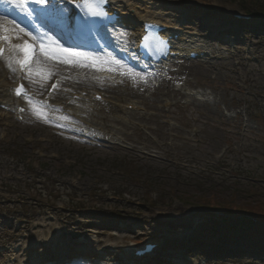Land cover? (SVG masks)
Returning <instances> with one entry per match:
<instances>
[{
  "label": "rangeland",
  "instance_id": "1",
  "mask_svg": "<svg viewBox=\"0 0 264 264\" xmlns=\"http://www.w3.org/2000/svg\"><path fill=\"white\" fill-rule=\"evenodd\" d=\"M192 1L197 7L193 16L194 8L184 11L176 2L166 12L172 21L199 33L200 41L211 43L207 57L175 61L170 68L178 72L157 73L164 82L153 74L130 78L129 83L136 82L140 89L127 94L117 91L126 87L113 89L109 80L78 86L76 92L98 91L107 100L96 104L104 120L84 118L101 126L102 135L114 133L108 116L122 115L119 107L127 103H139L142 119L135 116V126L115 122L123 130L121 143L107 136L99 137L105 141H82L33 108L24 122L14 114L2 120L0 109V264L11 258L26 261L48 249L13 252L18 244L52 245L55 239L61 248L72 240L71 234L78 235L77 242L94 239L98 250L120 257L134 246L162 242L164 248L152 261L157 264H175V259L181 264H264L260 249L239 253L237 246L224 247L219 240L228 227L247 234L241 218H222L196 207L204 191L224 200L236 198V204L255 209L260 206L255 201H264V23L235 22L232 15L244 14L242 0ZM207 7L212 11L204 10ZM229 30V41L222 40L221 34ZM70 71L98 76L106 70H77L73 64ZM60 75L48 79L33 75L26 83L43 98L51 80ZM118 75L113 77H124ZM147 81L149 89L143 86ZM62 88L70 87L65 83ZM113 90L120 95L117 103L110 99L115 97ZM202 90L209 94L200 101L181 94ZM59 99V94L54 97L55 102ZM133 114L127 117L132 120ZM209 186L213 189L208 192ZM261 224L253 231L264 233ZM107 235L126 240L116 242ZM229 238L224 236V242ZM172 251L184 256L174 258ZM94 257L91 251L85 253L86 259Z\"/></svg>",
  "mask_w": 264,
  "mask_h": 264
},
{
  "label": "bare ground",
  "instance_id": "2",
  "mask_svg": "<svg viewBox=\"0 0 264 264\" xmlns=\"http://www.w3.org/2000/svg\"><path fill=\"white\" fill-rule=\"evenodd\" d=\"M77 1L79 0H71L70 3L66 4L65 0H57V3L59 8H70V5ZM175 2L177 4L179 3L180 8L184 11H189L194 8V13L192 12L191 15H195L197 7L195 8V2L192 0L184 2L176 0H110L111 12L115 13L118 18L122 20V22L118 23L113 29L107 32V44L111 48V51L105 52L104 56L101 57H103L104 61L109 62L103 64V68L106 69L111 67L116 70H106L98 76H87L82 73L83 71H79L78 73L71 72L70 67L71 65L76 64L77 70H97V68L90 66V62H88L87 65L81 62L65 63L61 60L45 57L40 54L38 50L36 51L38 53L36 60L33 58L31 67L33 71H24V67H21V65L16 62L17 59H23L22 53H20L14 46L23 45L24 42L27 41L35 44L38 49L39 41L45 39L41 36V33L48 32L52 40H56L55 35L52 34L53 28H50L48 23L45 21L38 19L35 21V25L40 27L38 28L36 26L37 28L34 30L32 19L28 18L20 8H17L14 4L6 3L5 0H0V24L15 29L13 33H10L12 36L10 42L0 39V50H3V53L0 54V70L2 72V78L0 79V107L10 109L14 113H17L18 117L22 116L20 114L21 109L27 108L30 110L33 108L36 112H44L47 118L61 130L80 135L81 137L86 136L88 138L94 136V138L97 139L99 137L107 136L105 138L121 143L122 138L120 135L123 130L116 128L115 122L122 121L124 124L135 126V116L142 119L139 103L131 102L125 105V107L131 105L134 108L140 109L139 112L135 111L134 114L132 112L125 111L124 107H119L122 109V115L118 114L117 117L107 115V118L110 119L109 124H111V131L116 134L112 133L108 135V133H103L102 135L101 131H104V129L101 128V126H93L92 123L85 121L84 119L93 116H97L100 120L105 119V114H98V109L96 108L97 101L94 99L96 95L102 94L98 91H94L92 92V95H90V93L86 94L84 89H81L79 92H76V90L80 85H100L103 83L104 79H108L110 86H112L113 89L117 90L121 86L126 87L122 90L118 89L117 91L120 94H127L129 92L128 90L140 89L136 82L135 84L129 83L130 78L135 80L136 77L145 76L148 71H151L155 72L152 78L155 80L162 79V82H164L163 77H159L157 73L160 72L169 76L178 72V70L170 68V65L175 61L190 58L195 55L199 57L208 56L212 46L211 43L207 41H200L198 39V36H200L198 32V34H195L192 29L189 30L187 27H184L181 22L172 21V15L169 12H166L167 10L173 8V5L176 4ZM30 7L36 8L37 5L32 3ZM204 10L208 11L211 10V8L207 7ZM34 16L35 14H33V18ZM51 21L55 22L56 25L63 27L60 32L64 33L65 36L70 35L68 32L69 27L73 24V15L71 12H58L53 16ZM146 23H157L164 28L163 35L169 43L170 50L167 59L162 63L156 64V62H146L139 59L138 46L142 37L143 27ZM20 29H23L24 31L20 32ZM124 29L130 30L131 32L127 35H123L122 31ZM49 31H51V33ZM26 33H31V36ZM4 34L8 35L9 33ZM16 36H19V39H17ZM59 43L63 44L65 47L67 45L63 42ZM37 68H43L51 75L54 73L61 74L59 76V86L55 90L53 96L50 97L46 95L43 98H39V95H37V93L34 94L33 90L30 88L32 83H26L30 77L35 75V69ZM121 73H123V78L113 77ZM118 77L120 76L118 75ZM52 81L53 79L51 82ZM53 83L55 85L58 81ZM65 83L68 84V87H70L69 89L62 88ZM21 86H23L24 97L18 98L16 97V92L21 88ZM143 86L149 89L150 81L144 83ZM185 91L181 94L187 98H196L199 101L204 100V98L208 97L207 95L209 94L208 90H203L198 94H188ZM110 93L115 95V97L112 96L110 99L117 103L120 95L116 93L115 90ZM58 94L60 99L57 102H52V99H54V97ZM26 97L31 100H28ZM64 98V102L61 101V99ZM141 101L142 105L146 104L145 98ZM68 102H70L71 105H68ZM103 102H107L104 97ZM116 103L111 104L116 105ZM132 114L133 118L131 120L127 116ZM168 232L172 233L173 231ZM56 233H58L57 228ZM98 235L105 236V233H98ZM111 236L116 242L126 240V238H121L117 235ZM111 236L107 235L106 237L111 238ZM86 238H88L87 242L76 243L70 240V244H64L61 248L60 246L62 244H60V242L55 243V239L52 245L44 241L46 243L45 245L35 242L31 247L22 248L21 244H18L15 248H13V252L23 251L22 253L24 254H32L31 251H40L41 247L48 249L44 251V254H47L46 256H43L44 254H41V256L36 253L32 256V258L26 261L19 262L16 260V264H53L51 262V259L53 258L57 259V262L54 264L61 263V261L70 258L75 259L73 264H117L119 260H122L123 264H138L132 261V253L134 254V252L144 249L147 244H157L155 242H147L143 246H134L128 250L131 252L125 253L122 257H120L108 255L106 249L98 251L99 243L89 237ZM163 241L166 242V240ZM74 244L80 245L79 248L77 247L78 252L73 250ZM88 251L93 252L95 255V258L92 261H88L85 258L84 253ZM14 260V258H11L8 261V264H15L13 263ZM178 261L180 260L175 259V264H181Z\"/></svg>",
  "mask_w": 264,
  "mask_h": 264
},
{
  "label": "snow or ice",
  "instance_id": "3",
  "mask_svg": "<svg viewBox=\"0 0 264 264\" xmlns=\"http://www.w3.org/2000/svg\"><path fill=\"white\" fill-rule=\"evenodd\" d=\"M6 3L14 4L17 8H20L25 15L32 19L33 24L35 25V20H46L49 16H54L58 12H71V8H59L57 0H5ZM66 4L70 3L71 0H65ZM108 0H95V4L98 7L100 4H106ZM34 3L36 4L37 8H31L30 5ZM77 8H82L81 4L76 5ZM83 10V9H82ZM33 14H35L33 18ZM102 13L99 11L94 12V15L100 16ZM38 28L40 26L35 25ZM15 31L14 28L6 27L3 24H0V39H3L5 41H11L12 36L10 33H13ZM23 29H20V32H23ZM4 33H9L8 35ZM27 35L31 36V33H26ZM41 36L44 37V40L39 41V47L37 49V46L33 43H29L27 41L24 42L23 45L20 46H14L17 48V50L22 53L23 59H17V63L21 65V67L26 68L29 72H32V68L30 67L33 63V58L38 50L40 54H42L45 57L51 58V59H57L61 60L65 63H74V62H81L85 65H87L88 62H90V66L97 68V70H108V71H115L116 69H113L111 67L103 68L102 65L109 63L108 61H101L98 57L91 56L83 51L76 50L74 47H65L63 44L59 43V41L52 40L48 32L41 33ZM17 39H19V36H16ZM51 41V42H48ZM3 53V50H0V54ZM36 76L42 78V79H48L50 78V73H48L43 68H37L35 69ZM56 85H53V88H55ZM23 91V86H21L20 89L17 90V95H20ZM37 114L41 116V118H47L46 114L44 112L38 111Z\"/></svg>",
  "mask_w": 264,
  "mask_h": 264
},
{
  "label": "trees",
  "instance_id": "4",
  "mask_svg": "<svg viewBox=\"0 0 264 264\" xmlns=\"http://www.w3.org/2000/svg\"><path fill=\"white\" fill-rule=\"evenodd\" d=\"M241 9L246 12L247 14L256 15L257 17L264 18V3L260 0H244L241 5ZM213 186H209L208 190L211 191ZM237 196V193L235 192ZM248 202H251L247 199ZM244 202V201H243ZM200 205H203L206 208H210L215 212H219L221 215L227 217L235 215L237 218H241V222L243 224H247V227H252L254 222L259 223L261 222L262 227H264V201L259 200L255 201L254 203L259 204L260 206H255L258 209L250 207L249 204H236V198L224 200L221 197H217L213 193L206 194L205 191L203 195L197 199V202ZM264 233L261 232H249L248 235L245 237L250 242H253L257 236L263 235ZM240 241V240H238ZM245 243L244 245H249V243ZM258 239L256 241V245L259 248L260 246H264V241L258 244ZM263 250V248H262Z\"/></svg>",
  "mask_w": 264,
  "mask_h": 264
}]
</instances>
